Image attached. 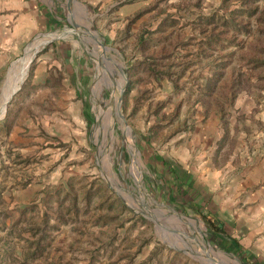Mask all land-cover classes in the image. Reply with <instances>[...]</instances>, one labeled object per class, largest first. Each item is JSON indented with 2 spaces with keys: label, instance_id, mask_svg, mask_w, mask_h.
Listing matches in <instances>:
<instances>
[{
  "label": "rangeland",
  "instance_id": "obj_1",
  "mask_svg": "<svg viewBox=\"0 0 264 264\" xmlns=\"http://www.w3.org/2000/svg\"><path fill=\"white\" fill-rule=\"evenodd\" d=\"M59 7L62 26L0 80V102L20 85L0 111V264H264L220 245L170 172L207 145L238 198L264 184V0ZM56 47L87 54L66 81L73 107L25 126L39 56Z\"/></svg>",
  "mask_w": 264,
  "mask_h": 264
},
{
  "label": "crops",
  "instance_id": "obj_2",
  "mask_svg": "<svg viewBox=\"0 0 264 264\" xmlns=\"http://www.w3.org/2000/svg\"><path fill=\"white\" fill-rule=\"evenodd\" d=\"M76 3L77 0H0V80L35 37L62 26L59 5L75 13ZM84 53L82 56L58 47L42 52L31 80L34 92H30L19 112L25 126L35 122L31 126L38 129L50 122L64 123L66 113L73 107L65 93L66 81L73 83L77 73L73 59H78L77 65L82 58L87 62ZM201 148L192 162L187 156L180 158L183 162L175 167L182 172L170 171L183 191L182 204L203 218L220 245H231L245 262L264 261V184L247 193L246 198H238L235 176L213 164L209 146ZM261 178L264 180V172Z\"/></svg>",
  "mask_w": 264,
  "mask_h": 264
},
{
  "label": "bare ground",
  "instance_id": "obj_3",
  "mask_svg": "<svg viewBox=\"0 0 264 264\" xmlns=\"http://www.w3.org/2000/svg\"><path fill=\"white\" fill-rule=\"evenodd\" d=\"M25 66H26V60L23 61V63L21 64V66L19 65V67H18L19 71H20V70L23 71V74L26 73V68H25ZM13 68H14V66L11 68V71H12ZM9 72H10V71H9ZM8 75H9V73H8ZM18 86H19V83L17 82L16 87H15L14 89H11V90H10V94H9V95H11V93H12L15 89H17ZM8 97H9V96H8ZM5 105H6V101H2V102H0V111H1V109L4 108Z\"/></svg>",
  "mask_w": 264,
  "mask_h": 264
},
{
  "label": "water",
  "instance_id": "obj_4",
  "mask_svg": "<svg viewBox=\"0 0 264 264\" xmlns=\"http://www.w3.org/2000/svg\"><path fill=\"white\" fill-rule=\"evenodd\" d=\"M48 42V41H47ZM35 57V54H33V56L31 57V59H30V61H29V63H28V66H29V64H30V62L32 61V59ZM8 73H9V71H8ZM7 80V79H6ZM23 81V80H22ZM6 82V81H5ZM5 85V84H4ZM4 87V86H3ZM20 88V85L18 86V88L17 89H15L12 93H11V95H10V97H9V99H8V101H7V103L9 102V100L12 98V96L14 95V93L18 90ZM7 103H6V105H7ZM5 111H6V106H5V108H4V113H5Z\"/></svg>",
  "mask_w": 264,
  "mask_h": 264
},
{
  "label": "trees",
  "instance_id": "obj_5",
  "mask_svg": "<svg viewBox=\"0 0 264 264\" xmlns=\"http://www.w3.org/2000/svg\"><path fill=\"white\" fill-rule=\"evenodd\" d=\"M212 18H208V17H206V20L207 21H209V20H211ZM239 30V29H238ZM245 30H247V29H245ZM199 216V215H198ZM201 219H203L201 216H199Z\"/></svg>",
  "mask_w": 264,
  "mask_h": 264
}]
</instances>
